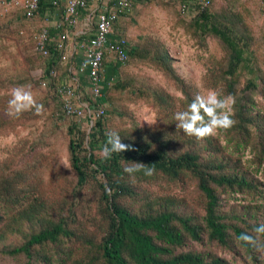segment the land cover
Returning <instances> with one entry per match:
<instances>
[{
  "label": "trees",
  "instance_id": "obj_1",
  "mask_svg": "<svg viewBox=\"0 0 264 264\" xmlns=\"http://www.w3.org/2000/svg\"><path fill=\"white\" fill-rule=\"evenodd\" d=\"M154 1L177 6L137 0L133 10ZM64 6V0L57 5L40 0L34 19H61ZM125 16L114 30L128 39L129 59L121 63L106 56L100 98L93 94L89 71L79 70L84 55L78 43L84 36L70 31L76 45L71 55V39L63 49L50 40L47 56L37 51L45 58L41 83L58 102L48 117L67 135L70 169L51 165L47 171L42 157L23 162L27 137L0 161V254L7 258L0 264H264V110L258 99L264 95V68L252 54L249 27L234 8L216 9L214 0L202 12L182 15L189 19L183 20L186 30L203 45L209 37L221 44L224 54L210 59L205 79L221 98H235V123L197 139L176 127L175 114L200 93L198 87L180 74L164 41L149 36L133 42L120 28ZM96 25L95 17L94 31ZM65 27L50 24L51 36ZM2 28L0 47L7 54ZM31 39L35 46V35ZM131 65L162 71L183 99ZM13 66L0 70V136L31 125L35 112L14 115L9 109L11 88L33 80L35 64L23 58ZM67 83L75 84L90 107L83 118L64 108L58 89ZM101 102L105 111L97 116ZM140 102L152 107L161 123L141 125L130 105ZM111 133L132 149L105 158ZM148 169L154 172L149 175Z\"/></svg>",
  "mask_w": 264,
  "mask_h": 264
},
{
  "label": "rangeland",
  "instance_id": "obj_2",
  "mask_svg": "<svg viewBox=\"0 0 264 264\" xmlns=\"http://www.w3.org/2000/svg\"><path fill=\"white\" fill-rule=\"evenodd\" d=\"M214 7L216 9L234 8L236 12L241 14L244 24L249 27L254 38L252 54L258 64L264 68V12L262 0H214ZM21 15V10L17 8H12L11 11L7 12L0 5V26L3 27L2 30L7 36L3 39V42L7 44L6 48L9 52L6 54L3 47H0V70L1 67H9L13 70V61L21 63L23 58H27L35 64L31 72L33 80H30L26 85L30 86V91L37 102H41L43 105V111L40 116L37 115L36 111L32 113L34 117L31 125H19L15 131L0 136V161L8 155L10 156L21 144V140L27 137L29 142L26 146V155L23 162L31 160L32 157H42L45 158L48 164L47 171L54 168L51 165L67 170L70 169L67 135L62 128H57L53 120L48 117L54 111V108H57L58 102L53 97L54 92L47 89L48 87L44 85V81L41 83V75L45 69V58L37 53L34 41L31 39L44 24V21L39 18L25 20ZM182 15L179 14L177 6L170 4L157 1L139 4L122 19L120 28L129 34V38L133 42H137L140 37L149 36L164 41L171 54L176 58L175 65L180 74L194 83L200 92H206L209 89H214L205 79L210 59L221 57L224 50L214 37L208 38V46L203 45L199 36L186 30L183 20L189 22V19ZM70 39L69 46H73L74 35ZM20 50L24 54L20 53ZM68 52L70 55L73 54V48L69 49L68 47ZM131 68L136 70L138 74L150 77L155 83L164 86L172 94L183 95L174 81L162 71L145 65L140 67L131 65ZM109 71H113V68H109ZM245 76L249 77L250 74L245 73ZM258 99L261 108L264 110V95H259ZM130 105L135 110V115L141 125L154 126L161 123L156 111L147 104L140 102L131 103ZM145 119L153 121L154 124L150 125L144 121ZM46 127H48V131H46ZM18 142L19 144H17ZM219 251L221 254L227 255L223 250ZM3 259L7 258H3L0 254V261ZM8 264L16 263L10 261Z\"/></svg>",
  "mask_w": 264,
  "mask_h": 264
},
{
  "label": "built area",
  "instance_id": "obj_3",
  "mask_svg": "<svg viewBox=\"0 0 264 264\" xmlns=\"http://www.w3.org/2000/svg\"><path fill=\"white\" fill-rule=\"evenodd\" d=\"M137 0H64L65 8L63 18L50 20L46 15L44 24L35 34V48L43 56L50 54L48 45L54 40V47L63 49L66 41L70 39V33L84 36L78 43L79 49L83 50L84 59L81 62L80 72L89 71L91 87L95 97L103 95L102 73L104 63L107 59L114 62L125 63L129 59V41L125 36H115V23L123 15L131 13ZM174 1L181 14L187 15L206 10L211 0H166ZM58 4V0H54ZM0 5L9 12L12 8L21 10L28 19H34L40 14V0H0ZM264 6V0H263ZM97 18V25L92 29V21ZM59 30L57 36H51L49 25ZM71 31V32H70ZM75 50H76V45ZM74 85V86H73ZM64 100V108L68 114H75L83 118L86 112H91L88 103L82 100L77 93L75 84L67 83L58 89ZM105 105L100 103L97 116L104 114Z\"/></svg>",
  "mask_w": 264,
  "mask_h": 264
},
{
  "label": "clouds",
  "instance_id": "obj_4",
  "mask_svg": "<svg viewBox=\"0 0 264 264\" xmlns=\"http://www.w3.org/2000/svg\"><path fill=\"white\" fill-rule=\"evenodd\" d=\"M10 97L8 106L14 115H19L21 112L31 109H35L37 114L43 111V105L37 102L30 91V86L23 85L12 88ZM180 99H183L182 95ZM234 104V97L226 96L221 98L220 93L214 89L197 93L185 110L175 114L176 127L182 129L185 134L194 136L197 139L215 135L218 129H226L235 123L232 119ZM144 121L150 125L154 124L153 121L148 119ZM108 144L111 147L105 146L102 152L105 158H108L112 152L121 153L132 149L131 145L122 143L119 135L115 133L109 134ZM125 170L131 171L132 169L126 168ZM153 172L154 169H148L147 174L151 175Z\"/></svg>",
  "mask_w": 264,
  "mask_h": 264
},
{
  "label": "crops",
  "instance_id": "obj_5",
  "mask_svg": "<svg viewBox=\"0 0 264 264\" xmlns=\"http://www.w3.org/2000/svg\"><path fill=\"white\" fill-rule=\"evenodd\" d=\"M262 9H263V12H264V6H263V0H262ZM50 18H54V16H50ZM44 19H45V17H44ZM44 19H43V21H44ZM51 24V23H50ZM70 48H73V52L75 51V46H69V49Z\"/></svg>",
  "mask_w": 264,
  "mask_h": 264
}]
</instances>
